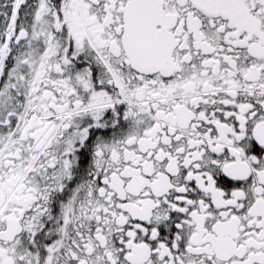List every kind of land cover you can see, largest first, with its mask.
<instances>
[{
  "label": "snow or ice",
  "instance_id": "obj_1",
  "mask_svg": "<svg viewBox=\"0 0 264 264\" xmlns=\"http://www.w3.org/2000/svg\"><path fill=\"white\" fill-rule=\"evenodd\" d=\"M0 264H264V0H0Z\"/></svg>",
  "mask_w": 264,
  "mask_h": 264
}]
</instances>
